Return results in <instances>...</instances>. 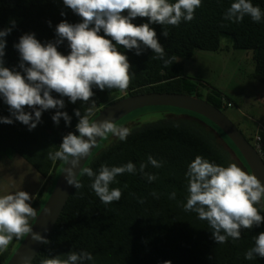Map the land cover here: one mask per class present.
Returning <instances> with one entry per match:
<instances>
[{
  "label": "trees",
  "instance_id": "obj_1",
  "mask_svg": "<svg viewBox=\"0 0 264 264\" xmlns=\"http://www.w3.org/2000/svg\"><path fill=\"white\" fill-rule=\"evenodd\" d=\"M169 2L175 3V0ZM233 2L235 0H202L201 7L196 9L195 18L190 22L182 19L179 26L150 24L164 46L165 58L177 57L178 61H173L167 67L162 60L153 59L155 53L151 49L145 48L141 55H136L135 50L117 46L128 57L130 71L135 75L126 92L117 89L101 91L93 87L91 100L95 102V107L89 117L90 122L114 101L147 92L193 95L208 101L228 116L226 110L233 106V101L203 81L185 76L180 60L196 57L198 51L222 52L223 40L228 38L234 49L254 53V76L264 85V17L259 23L253 22L249 16L239 23L224 20V13ZM251 2L264 12V0ZM62 11L64 16L61 15ZM63 20L70 24L82 22V18L67 8L63 0H0V30L12 27V23H15L11 33L5 37L4 66L20 71V54L14 48L19 38L25 33H34L42 44L54 41L56 26ZM148 22V18L140 17L133 21L136 25ZM164 30L168 31L167 38L162 35ZM100 34L104 35L102 30ZM58 51L69 54L66 40L58 46ZM52 95L64 100L66 106L60 111H66L71 117L70 125L66 126L63 118L58 125L53 122L51 117L56 109L44 111L41 122L31 131L14 118L12 124L0 123V163L5 158L20 155L49 180L32 204L37 215L66 166V162L50 160L48 153L58 151L63 137L69 132L79 135L76 130L79 118L75 116L74 109H79L83 116L92 105V101L78 100L73 104L67 97L55 92ZM155 108L176 110L182 114L175 117L181 118L168 117L136 126L126 141L117 139L112 145L104 146L106 139L112 138L108 134L86 165L98 173L101 165L112 167L129 161L134 163L137 168L135 174L119 175L115 178L119 183L109 186L110 189L122 190L121 199L103 204L91 188L92 178L81 173L78 180L83 187L73 190L64 212L47 239L50 243L44 244L32 264H40L41 260L48 258L50 249L51 255H59L61 259H66L70 251H87L92 254L93 260L85 264H163L164 261H170L171 264H264L262 257L246 260L244 256L255 245L254 238L264 232V223L250 230L242 229L241 238L235 242L229 238L227 243L216 244L208 222L198 219L197 213L186 212L183 208L189 195L185 173L196 156H202L219 166L236 163L222 148L220 140L237 156L243 170L251 174L237 146L215 123L202 116L171 107ZM25 111L31 109L25 108ZM0 116H10L9 106L2 97ZM260 120L264 124V120ZM259 124L251 123L244 130L237 125L255 147L256 134H261V156L264 159V128L262 130ZM149 155L164 162L160 168L149 164L145 169L158 177L151 183L138 171L139 165L146 163ZM153 191L159 194L158 199L151 195ZM173 191L176 198L170 199L169 195ZM140 199L144 202L140 203ZM261 204H264L263 199ZM256 207L264 216V208L261 205ZM34 221L35 218H29L30 226H33ZM24 237L15 239L6 251L0 253V264L9 262Z\"/></svg>",
  "mask_w": 264,
  "mask_h": 264
},
{
  "label": "clouds",
  "instance_id": "obj_2",
  "mask_svg": "<svg viewBox=\"0 0 264 264\" xmlns=\"http://www.w3.org/2000/svg\"><path fill=\"white\" fill-rule=\"evenodd\" d=\"M201 3L202 0H175V3L169 0H63V4L80 16L82 22L70 24L66 20L61 21L55 29L56 39L44 44L36 39L34 33L23 34L14 44L20 54V71L5 67L3 60L5 37L15 27L13 22L12 27L0 30V97L9 106L10 112V116H0V123L12 124L14 118L31 131L41 122L44 111L56 109L51 119L58 125L63 118L67 126L71 117L66 111H60L65 108V102L55 98L53 92L67 97L73 104L78 100L92 101L93 87L101 91L117 89L126 92L135 73L130 71L128 57L117 46L135 50L136 55H141L145 48L151 49L155 53L153 59L162 60L165 67L173 64V61H178L177 57L165 58L164 46L150 24L179 26L182 19L190 22ZM61 15L65 13L62 11ZM245 16L259 23L264 12L251 0H235L225 11L223 19L239 23ZM137 17L148 18L149 22L136 25L133 21ZM48 23L51 26V21ZM101 30L104 35L100 34ZM162 35L167 38L168 31L164 30ZM65 40L70 49L67 55L58 51V46ZM94 107L95 102L92 101L83 116L79 109H74L75 116L79 118L76 125L79 135L69 132L63 137L59 150L48 153L53 162L59 160L70 165L64 171L65 179L75 189L83 185L76 179L74 169L89 156L97 144V137L107 138L111 134L120 141H126L131 134L129 128L118 127L112 117L90 122ZM25 108L31 111H25ZM149 164L160 168L164 162L149 155L147 162L139 165V173L151 183L158 177L145 171ZM136 172V165L131 161L121 166L101 165L98 173L90 167L82 169L84 175L92 178L91 188L105 205L121 199L122 190L109 187L112 183H119L115 178ZM185 177L189 195L183 208L186 212L197 213L198 219L208 222L216 244L227 243L229 238L235 242L241 238L242 229L250 230L264 223V216L256 207L261 205L264 208L261 204L264 184L236 163L219 166L198 155L188 165ZM124 187L127 188V184ZM151 195L159 198L155 191ZM169 198H176L175 191L170 193ZM33 199L34 196L23 190L0 195V252L7 250L13 238L19 240L29 234L33 241L50 243L33 231L29 224V218H36L37 215L30 204ZM254 240L255 245L244 254L246 260L257 256L264 258V232ZM50 253L51 249L49 257L41 260L40 264H85L93 260L92 254L84 250L70 251L66 259ZM23 264H31V259L25 257ZM163 264L171 262L164 261Z\"/></svg>",
  "mask_w": 264,
  "mask_h": 264
},
{
  "label": "rangeland",
  "instance_id": "obj_3",
  "mask_svg": "<svg viewBox=\"0 0 264 264\" xmlns=\"http://www.w3.org/2000/svg\"><path fill=\"white\" fill-rule=\"evenodd\" d=\"M223 51H198L196 57L181 59L185 76L203 81L208 87L216 88L233 101V106L226 110L228 116L238 124L242 130L246 125L258 122L263 130L264 124V85L255 76L253 52L236 50L232 41L223 40ZM207 91V90H205ZM182 113L170 108H144L132 113L118 127L130 130L136 126L154 123L165 118L175 117ZM118 138L112 136L106 139L104 146L112 145ZM222 148L239 167L242 164L229 146L220 140ZM42 176L20 155L11 159L5 158L0 163V195L26 191L30 195Z\"/></svg>",
  "mask_w": 264,
  "mask_h": 264
},
{
  "label": "water",
  "instance_id": "obj_4",
  "mask_svg": "<svg viewBox=\"0 0 264 264\" xmlns=\"http://www.w3.org/2000/svg\"><path fill=\"white\" fill-rule=\"evenodd\" d=\"M147 107H171L174 109L185 110L212 121L216 124L217 128H219L237 146L238 151L250 168L251 174L256 175L261 183L264 184V159L258 152L259 150L246 139L244 134L238 129L239 126L222 110L217 109L208 101L194 97L193 95L168 92H147L129 96L127 98L124 97L114 101L101 110L100 114L93 122H99L112 117L113 122L117 124L132 113ZM103 140L104 138L97 137V144L91 150L89 156L83 158L80 161L79 167L74 169L77 180L82 173V169L86 167L94 151ZM67 167H70V165H67L66 163L55 189L52 190L50 197L43 209L36 216L32 226L33 231L40 233L45 239H48L49 235L52 234L62 212H64L73 190L75 189L74 186H70L66 182V173H64V171ZM43 246L44 243L33 241L30 234L29 236L26 235L7 264H23L25 257L31 259L32 264Z\"/></svg>",
  "mask_w": 264,
  "mask_h": 264
},
{
  "label": "crops",
  "instance_id": "obj_5",
  "mask_svg": "<svg viewBox=\"0 0 264 264\" xmlns=\"http://www.w3.org/2000/svg\"><path fill=\"white\" fill-rule=\"evenodd\" d=\"M43 179L39 181L37 188H34V190L32 191L31 195L34 196L36 198L37 194L39 193V191L44 188L48 183L49 180L47 178L42 177ZM35 199L30 201V204L32 206L33 202ZM15 238H13L12 242H14ZM12 242L9 244V246L12 244ZM8 246V247H9ZM1 253V252H0Z\"/></svg>",
  "mask_w": 264,
  "mask_h": 264
},
{
  "label": "built area",
  "instance_id": "obj_6",
  "mask_svg": "<svg viewBox=\"0 0 264 264\" xmlns=\"http://www.w3.org/2000/svg\"><path fill=\"white\" fill-rule=\"evenodd\" d=\"M255 142H256V148L259 150L258 152L261 155V151H262V137H261V134L259 132L256 134Z\"/></svg>",
  "mask_w": 264,
  "mask_h": 264
}]
</instances>
